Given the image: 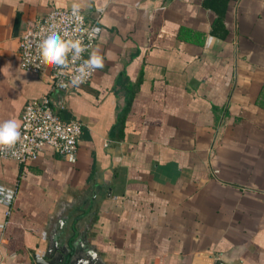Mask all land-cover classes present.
I'll return each mask as SVG.
<instances>
[{
  "label": "crops",
  "instance_id": "1",
  "mask_svg": "<svg viewBox=\"0 0 264 264\" xmlns=\"http://www.w3.org/2000/svg\"><path fill=\"white\" fill-rule=\"evenodd\" d=\"M73 2L0 0V121L47 97L82 124L75 164L0 159V264L58 254L72 227L107 264H264V0H109L104 67L65 92L20 40Z\"/></svg>",
  "mask_w": 264,
  "mask_h": 264
},
{
  "label": "built area",
  "instance_id": "2",
  "mask_svg": "<svg viewBox=\"0 0 264 264\" xmlns=\"http://www.w3.org/2000/svg\"><path fill=\"white\" fill-rule=\"evenodd\" d=\"M71 9L51 8L48 13L40 16L30 28L23 34L20 40V64L24 70L29 72H41L46 68L51 71V84L56 90L71 92L74 87H61L60 82L63 80L67 83L75 71L77 65H73L66 70L63 75L55 67L45 65L40 62L36 45L44 35L43 30H48L53 26L61 30L74 32L76 22L70 19ZM103 12L98 13L97 17L89 19L84 16L83 26L86 28L99 27L100 32L92 41L85 37V43L90 44L91 48L83 54L87 59L90 51L95 47L100 33V17ZM97 70L93 71L87 81L80 86L87 85L93 81ZM21 140L16 145L14 151L18 153L13 156L11 151L0 152V159L16 161L19 164H29L37 160L40 154L51 149L56 154L63 156L67 162L75 164L78 158L80 138L82 134V124L76 120H63L52 108L51 101L47 97L31 100L24 106L21 123ZM15 198V191L4 185H0V205L10 207Z\"/></svg>",
  "mask_w": 264,
  "mask_h": 264
},
{
  "label": "clouds",
  "instance_id": "3",
  "mask_svg": "<svg viewBox=\"0 0 264 264\" xmlns=\"http://www.w3.org/2000/svg\"><path fill=\"white\" fill-rule=\"evenodd\" d=\"M108 4L109 0H104L103 7L97 10L104 12ZM81 13V3L79 0H74L71 5L70 19L78 22L74 29L78 35L53 26L46 31L42 29L44 35L36 45L40 62L57 68L61 75L73 65H77L70 80L67 83L63 80L60 82V86L65 88L79 87L87 81L93 71L104 67V56L99 49H92L88 58H83V54L91 48L90 44L85 43V37L88 41H92L99 34L100 28L84 27V16ZM21 135L20 125L15 119L0 121V152L11 151L13 156H17L18 153L14 149L21 140ZM15 259V254H12L9 257L10 264H13Z\"/></svg>",
  "mask_w": 264,
  "mask_h": 264
},
{
  "label": "water",
  "instance_id": "4",
  "mask_svg": "<svg viewBox=\"0 0 264 264\" xmlns=\"http://www.w3.org/2000/svg\"><path fill=\"white\" fill-rule=\"evenodd\" d=\"M75 235L74 227L70 228L63 237L64 246L60 248L59 241L54 242L58 254L53 255L52 251L47 257L39 258L38 264H107L87 241Z\"/></svg>",
  "mask_w": 264,
  "mask_h": 264
}]
</instances>
